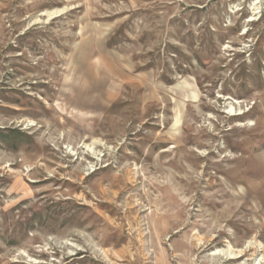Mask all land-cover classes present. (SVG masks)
<instances>
[{"label": "rangeland", "instance_id": "374dc122", "mask_svg": "<svg viewBox=\"0 0 264 264\" xmlns=\"http://www.w3.org/2000/svg\"><path fill=\"white\" fill-rule=\"evenodd\" d=\"M0 264H264V0H0Z\"/></svg>", "mask_w": 264, "mask_h": 264}, {"label": "bare ground", "instance_id": "6f19581e", "mask_svg": "<svg viewBox=\"0 0 264 264\" xmlns=\"http://www.w3.org/2000/svg\"><path fill=\"white\" fill-rule=\"evenodd\" d=\"M61 12H62L61 9H59V10H55V11H47L49 17L51 16V18H53L54 16L59 15Z\"/></svg>", "mask_w": 264, "mask_h": 264}]
</instances>
